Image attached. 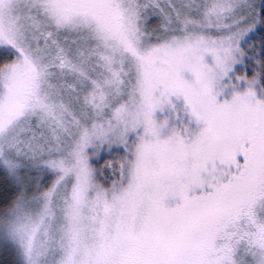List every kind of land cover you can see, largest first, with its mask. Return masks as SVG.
Segmentation results:
<instances>
[{"label": "snow or ice", "instance_id": "6c2138e0", "mask_svg": "<svg viewBox=\"0 0 264 264\" xmlns=\"http://www.w3.org/2000/svg\"><path fill=\"white\" fill-rule=\"evenodd\" d=\"M0 264H264V0H0Z\"/></svg>", "mask_w": 264, "mask_h": 264}]
</instances>
